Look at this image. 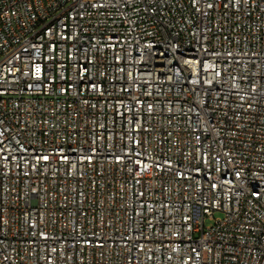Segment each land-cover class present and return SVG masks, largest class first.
Returning a JSON list of instances; mask_svg holds the SVG:
<instances>
[{
  "label": "built area",
  "instance_id": "1",
  "mask_svg": "<svg viewBox=\"0 0 264 264\" xmlns=\"http://www.w3.org/2000/svg\"><path fill=\"white\" fill-rule=\"evenodd\" d=\"M0 264H264V0H0Z\"/></svg>",
  "mask_w": 264,
  "mask_h": 264
},
{
  "label": "rangeland",
  "instance_id": "2",
  "mask_svg": "<svg viewBox=\"0 0 264 264\" xmlns=\"http://www.w3.org/2000/svg\"><path fill=\"white\" fill-rule=\"evenodd\" d=\"M214 216H215V218H219V217H221L222 215H221V213L216 212ZM214 222H215L214 219H206V226H211V225L214 224Z\"/></svg>",
  "mask_w": 264,
  "mask_h": 264
}]
</instances>
